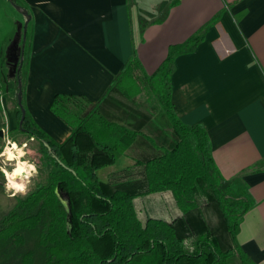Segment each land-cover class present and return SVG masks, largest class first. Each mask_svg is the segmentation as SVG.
Listing matches in <instances>:
<instances>
[{
    "label": "trees",
    "instance_id": "1",
    "mask_svg": "<svg viewBox=\"0 0 264 264\" xmlns=\"http://www.w3.org/2000/svg\"><path fill=\"white\" fill-rule=\"evenodd\" d=\"M205 25L170 44L151 72L132 54L96 102L54 93L50 109L70 127L60 141L21 99L16 127L38 141L32 155L44 175L0 215V264H258L236 238L251 205L245 190L223 184L206 129L180 121L171 102L174 59L195 48ZM15 74L23 96L24 52ZM16 91L17 81L15 102ZM157 106L169 139L149 128ZM120 155L133 163L101 179L98 170ZM164 191L174 213L142 219L135 198Z\"/></svg>",
    "mask_w": 264,
    "mask_h": 264
},
{
    "label": "crops",
    "instance_id": "2",
    "mask_svg": "<svg viewBox=\"0 0 264 264\" xmlns=\"http://www.w3.org/2000/svg\"><path fill=\"white\" fill-rule=\"evenodd\" d=\"M14 1L29 14L21 42L26 64L22 98L33 119L58 141L70 127L50 109L54 93L96 102L132 54L151 72L170 44L206 24L195 48L174 59L171 102L180 121L206 129L223 184L245 190L251 205L236 238L251 260L264 264V0ZM6 3L16 9L0 0V33L9 15ZM11 58L0 59L3 136L17 125L15 87L3 78ZM149 128L160 137L161 131L171 136L160 106ZM132 163L130 156L120 155L98 175L106 180Z\"/></svg>",
    "mask_w": 264,
    "mask_h": 264
},
{
    "label": "rangeland",
    "instance_id": "3",
    "mask_svg": "<svg viewBox=\"0 0 264 264\" xmlns=\"http://www.w3.org/2000/svg\"><path fill=\"white\" fill-rule=\"evenodd\" d=\"M5 8L7 9V13L9 15L3 17L4 25L0 33V59L2 57L6 59L9 56L13 58L14 55H18L21 49V42L23 41V22L21 21V18H23L24 15L7 3ZM6 62L8 63L9 60ZM4 65L3 78L12 80L15 87L16 74L11 71V66H8L7 64ZM1 90L4 91L3 82H1ZM151 99L152 97H150V100ZM9 132V136H0V169L6 170V172L11 175L18 165H24L26 172L22 175L23 180L25 175H27L30 171V169H27L26 165H34L36 172L31 175H27V179L22 181L26 188L24 192H20L8 187L9 180L5 176V171H0V215L14 204L18 195L25 194L33 186V184L44 175V173L39 174L37 172V166L34 164V156L32 155V151L37 150V147L39 146L38 141L33 137H27L23 132L18 131L17 127L13 128ZM13 143L17 145L18 149L23 151L24 155H19L16 150L14 153L15 156H13L14 158L9 159L5 152L8 148L13 150ZM25 162H28V164ZM117 163L112 167H117L119 165H117ZM135 205L137 208L140 207L139 212L142 219L146 216V212L151 215L166 217L170 212L174 213L175 211L171 195L167 191L153 195L138 196L135 198Z\"/></svg>",
    "mask_w": 264,
    "mask_h": 264
},
{
    "label": "water",
    "instance_id": "4",
    "mask_svg": "<svg viewBox=\"0 0 264 264\" xmlns=\"http://www.w3.org/2000/svg\"><path fill=\"white\" fill-rule=\"evenodd\" d=\"M9 2L25 16V20H24V23H23V36H22L23 39H24L25 38V32H26V24H27V21L29 19V14H28V12H27V10L25 8L21 7L14 0H9ZM22 52H23V43L21 45L20 53L18 55H14V57L11 58V71L13 73L15 72L16 67L20 68V66L22 64ZM16 81H17V91H16L17 104H18V107L21 110V115H20V118H19V124H21V122L23 120V117H24V112H25V109H24V107L22 106V103H21V99H22L21 84H22V82H21L20 77H18V76L16 77ZM0 136H3V129L2 128H0ZM43 143L48 148H50V146H49V144H48V142L46 140L43 139Z\"/></svg>",
    "mask_w": 264,
    "mask_h": 264
},
{
    "label": "clouds",
    "instance_id": "5",
    "mask_svg": "<svg viewBox=\"0 0 264 264\" xmlns=\"http://www.w3.org/2000/svg\"><path fill=\"white\" fill-rule=\"evenodd\" d=\"M13 147H15V145H13ZM17 151H18L19 155H24V153H23L22 150H19V149H18ZM6 152H7L8 155H9V159L14 158V157L11 155L10 150L6 149ZM26 167H27V169H30V171L27 173V175H31L32 173H35V172H36V168H35L34 165H26ZM0 171H5V176H6V177L8 178V180H9V185H8V187H14V188L17 189V191H20V192H24V191H25L26 186H25V184H24L23 182H21L20 184H16V183H14V180H13V178H14L16 175H18V174H20L21 172H24V171H25V166H24V165H18V167L15 169V171H14L11 175H9V174L6 172V170H4V169H0ZM27 175L24 177V180L27 179Z\"/></svg>",
    "mask_w": 264,
    "mask_h": 264
},
{
    "label": "bare ground",
    "instance_id": "6",
    "mask_svg": "<svg viewBox=\"0 0 264 264\" xmlns=\"http://www.w3.org/2000/svg\"><path fill=\"white\" fill-rule=\"evenodd\" d=\"M13 145H15V147H13ZM12 147H13L15 150H18V147H17V145H16L15 143L12 144ZM8 150H10L12 156H15L14 151H13L11 148H8ZM19 150H20V149H19ZM17 152H18V151H17ZM6 154H7V156H9L7 152H6ZM25 172H26V170H25L24 172H21L20 174H18V175L16 176V178L14 179V183H16V184H20L22 181H24L23 178H22V175H24ZM25 176H26V175H25ZM11 188L17 190V189L14 188V187H11Z\"/></svg>",
    "mask_w": 264,
    "mask_h": 264
}]
</instances>
